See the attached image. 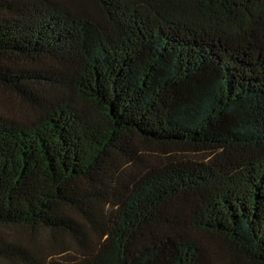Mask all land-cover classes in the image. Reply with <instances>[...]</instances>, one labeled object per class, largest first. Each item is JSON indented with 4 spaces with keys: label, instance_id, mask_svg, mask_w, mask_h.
Wrapping results in <instances>:
<instances>
[{
    "label": "trees",
    "instance_id": "trees-1",
    "mask_svg": "<svg viewBox=\"0 0 264 264\" xmlns=\"http://www.w3.org/2000/svg\"><path fill=\"white\" fill-rule=\"evenodd\" d=\"M0 89V260L264 264V0H0Z\"/></svg>",
    "mask_w": 264,
    "mask_h": 264
},
{
    "label": "rangeland",
    "instance_id": "rangeland-1",
    "mask_svg": "<svg viewBox=\"0 0 264 264\" xmlns=\"http://www.w3.org/2000/svg\"><path fill=\"white\" fill-rule=\"evenodd\" d=\"M0 111L18 118H25L32 115L30 109L20 103L10 94L0 89ZM55 240L59 243H65L67 250L76 251V247L71 239L55 235ZM53 242V236L41 230L35 232L25 227L0 228V244L13 245L20 248H42L46 249ZM62 245V244H61ZM58 249H55L57 252ZM0 264H12L6 260H0Z\"/></svg>",
    "mask_w": 264,
    "mask_h": 264
}]
</instances>
